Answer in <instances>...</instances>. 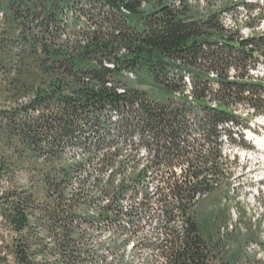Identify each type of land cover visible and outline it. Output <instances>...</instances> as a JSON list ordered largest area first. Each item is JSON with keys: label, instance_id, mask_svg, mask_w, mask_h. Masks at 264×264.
Instances as JSON below:
<instances>
[{"label": "trees", "instance_id": "trees-1", "mask_svg": "<svg viewBox=\"0 0 264 264\" xmlns=\"http://www.w3.org/2000/svg\"><path fill=\"white\" fill-rule=\"evenodd\" d=\"M218 14L188 0H0V264H106L91 233L120 221L126 244L142 219L145 264H264L221 232L218 208L198 217L231 188L222 138L248 148L227 129L248 128L235 107L264 115L251 78L264 31L242 38ZM127 145L150 157L129 173Z\"/></svg>", "mask_w": 264, "mask_h": 264}, {"label": "rangeland", "instance_id": "rangeland-1", "mask_svg": "<svg viewBox=\"0 0 264 264\" xmlns=\"http://www.w3.org/2000/svg\"><path fill=\"white\" fill-rule=\"evenodd\" d=\"M169 1L175 3L178 0ZM188 2L192 6H197L201 13L218 12V18L222 24L228 29L237 30L242 38L258 36L264 31V23L262 22L264 10L261 0H188ZM243 2L258 4L256 6H260L261 10L256 8L253 12L248 13L246 8H243ZM248 23L251 25L249 26ZM251 74L253 80L264 83V66H259ZM130 80H134V77ZM234 110L236 116L241 119V124H247L248 128L243 131L238 125L226 128L234 134L235 138L236 135L242 134L248 148L232 144L225 137L222 138L223 154L229 158L226 167L233 173L229 180L231 188L227 194L216 193L209 201L201 204L198 209V217L203 220L204 217L210 215V211L213 214V210L218 208L220 214H224L221 232L233 230L235 232L233 244L242 242L243 248L248 254H254L257 259L264 261V154L257 150L254 140L255 138L264 139V115H252L249 108L244 106H237ZM123 150L124 156L129 153L134 155L133 158L128 157L126 173L130 172L131 164L137 162L139 166H142L150 160L144 148H139L134 152L127 145L124 146ZM76 155L77 157L81 156L82 151L76 150ZM88 170L87 188L98 174L95 165H92ZM176 171L179 175V170ZM108 173L109 171H103L100 174L103 182ZM151 177L148 179L149 191L155 186ZM74 186L77 184L75 183ZM139 200V196L133 200L125 197L119 202V206L123 211L129 210L132 205L136 206ZM220 200L221 205L218 204ZM108 201L107 197H99L98 199V203L101 205ZM95 209V206L90 208L91 211ZM146 221V219L141 220L140 230L126 244H123L121 240L128 238L129 231L118 229V224H122L120 221L119 223L118 221L115 222V225L103 227L91 233L92 242L95 246L101 247L106 264H117L121 256L124 257V264H145L148 260L155 259V254L150 248L137 246L141 237L149 238L153 234V220L147 223ZM111 242H118L121 246L115 255L109 250Z\"/></svg>", "mask_w": 264, "mask_h": 264}, {"label": "bare ground", "instance_id": "bare-ground-1", "mask_svg": "<svg viewBox=\"0 0 264 264\" xmlns=\"http://www.w3.org/2000/svg\"><path fill=\"white\" fill-rule=\"evenodd\" d=\"M254 140H255V145H256L257 150L260 153H263L264 154V139H262V138H255Z\"/></svg>", "mask_w": 264, "mask_h": 264}, {"label": "built area", "instance_id": "built-area-1", "mask_svg": "<svg viewBox=\"0 0 264 264\" xmlns=\"http://www.w3.org/2000/svg\"><path fill=\"white\" fill-rule=\"evenodd\" d=\"M125 75L128 76V77H130V78L133 77L132 74H130V73H127V74H125ZM118 89H122V88H118Z\"/></svg>", "mask_w": 264, "mask_h": 264}]
</instances>
